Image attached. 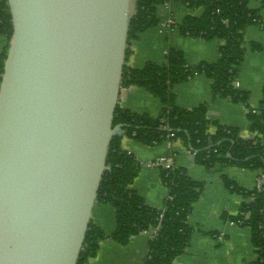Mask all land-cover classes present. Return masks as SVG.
<instances>
[{"label": "water", "instance_id": "obj_1", "mask_svg": "<svg viewBox=\"0 0 264 264\" xmlns=\"http://www.w3.org/2000/svg\"><path fill=\"white\" fill-rule=\"evenodd\" d=\"M135 0H8L0 264H77L115 136Z\"/></svg>", "mask_w": 264, "mask_h": 264}, {"label": "trees", "instance_id": "obj_2", "mask_svg": "<svg viewBox=\"0 0 264 264\" xmlns=\"http://www.w3.org/2000/svg\"><path fill=\"white\" fill-rule=\"evenodd\" d=\"M171 1L135 0L129 40L160 26L162 21L157 7ZM182 1L189 8H203L204 12L200 17L187 16L178 29L190 38L222 40L220 58L215 63L191 64L181 51L170 49L165 65L150 62L142 69L124 66L122 87L145 88L161 101L163 110L159 117L153 118L117 107L113 126H123L124 134L115 136L111 142L107 158L111 170L104 174L98 193V202L109 204L116 211L117 226L111 238L117 243L127 245L132 237L159 226L149 243L145 264H173L185 252L193 234L188 220L205 184L189 178L182 169L173 167L163 171L161 177L169 189V198L162 209L149 207L132 187L141 165L134 155L123 149L124 138L149 147L180 139L193 152L196 163L207 169L236 166L256 172L258 178L264 175V97L259 108L252 109L248 105V93L235 86L246 55L245 32L251 26L261 25L264 0ZM253 1H260L261 8H250ZM13 34V16L8 0H0V36L7 42L0 53V82ZM252 49L260 51L262 46L255 43ZM197 75H204L212 81L214 97L247 105L250 138L242 139L237 129L210 121L205 105L192 110L177 105L174 87ZM211 127H215L214 132ZM223 181L230 191L244 199L240 213L229 219L251 229L257 257L252 264H264V183L259 189L245 190L226 176ZM106 238L104 231L90 222L77 264H90Z\"/></svg>", "mask_w": 264, "mask_h": 264}, {"label": "crops", "instance_id": "obj_3", "mask_svg": "<svg viewBox=\"0 0 264 264\" xmlns=\"http://www.w3.org/2000/svg\"><path fill=\"white\" fill-rule=\"evenodd\" d=\"M250 8L260 9V1L251 2ZM203 12V8L191 9L182 0L158 6L159 19L162 22L170 19L176 26L170 29L157 26L130 40L126 65L133 69H142L150 62L165 65L170 49L181 51L191 64L217 62L224 45L222 40L194 39L178 29L187 16L200 17ZM261 19V25L251 26L245 32L246 55L236 81V86L248 93V105L252 109L259 108L264 97V9ZM255 43L262 46L260 51L252 49ZM6 45V40L0 36V53ZM174 93L180 108L192 110L205 105L210 121L237 129L242 139L252 136L247 105L214 97L212 81L208 77L197 75L176 85ZM120 106L153 118L159 117L163 110L158 98L145 88L134 86L121 87ZM211 131L214 132L215 127H211ZM122 146L140 162V173L132 187L149 207L162 209L169 193L161 171L153 166L159 157L171 158L172 167L184 170L189 178L205 184L188 220L193 230L190 245L173 264H252L256 260L251 229L229 219L240 213L244 199L230 191L223 181L226 176L241 188L253 190L257 187L256 172L236 166L207 169L196 163L195 155L180 139L149 147L124 138ZM91 222L100 227L107 238L100 243L98 255L90 260V264H145L149 243L155 235L152 229L132 237L127 245L117 243L111 238L117 226L116 211L111 205L100 202L94 206Z\"/></svg>", "mask_w": 264, "mask_h": 264}, {"label": "built area", "instance_id": "obj_4", "mask_svg": "<svg viewBox=\"0 0 264 264\" xmlns=\"http://www.w3.org/2000/svg\"><path fill=\"white\" fill-rule=\"evenodd\" d=\"M161 27H164V28H173L175 27V23L172 21V20H167V21H164L161 23L160 25ZM235 86H236V82H235ZM133 86L131 87H125V88H132ZM237 87V86H236ZM153 166L157 169H159L161 172L163 171H169L171 170L173 167H172V159L171 158H167V157H159L157 158L154 163H153ZM264 183V175L261 176L260 178H258V181H257V188H261V185ZM169 190V189H168ZM169 198V193H168V197L167 199ZM171 199V198H170ZM161 219L163 218V216L160 217ZM153 230V233L156 234L157 231L159 230V226L157 228H154L152 229Z\"/></svg>", "mask_w": 264, "mask_h": 264}]
</instances>
